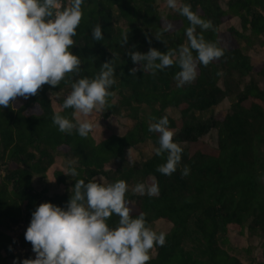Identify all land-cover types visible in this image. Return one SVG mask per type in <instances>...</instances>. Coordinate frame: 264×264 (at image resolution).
<instances>
[{
	"label": "trees",
	"instance_id": "trees-1",
	"mask_svg": "<svg viewBox=\"0 0 264 264\" xmlns=\"http://www.w3.org/2000/svg\"><path fill=\"white\" fill-rule=\"evenodd\" d=\"M185 2L212 21L215 31H204V38L225 48L219 60L198 66L191 84L176 87L175 66L155 76L138 70L131 77L133 62L126 54L129 48L163 52L186 43V18L170 9L161 12L157 0H87L71 47L81 60L79 77H94L109 59L116 66L112 96L97 117L101 130L82 138L75 132H59L53 125L52 116L65 97L62 93L78 78L72 74L67 82L45 84L35 96L0 109V264L34 258L24 231L39 203L63 207L76 179L101 182L97 176L107 183L123 179L127 184L152 176L158 183L156 197L126 193L132 214L145 213L150 227L157 219L170 223L165 245L154 248L148 264H244L233 252L231 232L246 235L247 245L240 254L249 261L254 259L252 240L258 238L264 246V60L253 64L247 53L255 44L264 49V0ZM162 16L175 25L173 32L161 37L167 45L153 36ZM233 18L238 26H223ZM96 24L101 25L102 41L92 40ZM224 99L229 106L217 116L214 109ZM169 107L178 112L176 117L167 112ZM70 113L66 109L62 115L71 118ZM120 114L133 120L121 135L101 122ZM161 116L168 117L173 140L183 148L180 166L171 175L157 171L166 153H152L132 166L123 156L126 149L145 141L158 146V134L149 132L148 124ZM211 130L216 132L215 144L202 139ZM59 155L74 158L76 177L61 173L65 165L57 160ZM112 160L119 165L113 166ZM184 165L189 168L186 176L181 175ZM34 176L54 179L50 182L59 190L47 194L35 189ZM117 219L112 216L108 223L114 225ZM15 226L19 231L13 236L9 232Z\"/></svg>",
	"mask_w": 264,
	"mask_h": 264
},
{
	"label": "clouds",
	"instance_id": "clouds-1",
	"mask_svg": "<svg viewBox=\"0 0 264 264\" xmlns=\"http://www.w3.org/2000/svg\"><path fill=\"white\" fill-rule=\"evenodd\" d=\"M87 0H0V109L13 107L17 98L35 96L43 85L57 86L69 74L78 78L71 82V91L63 98L52 116V123L59 132H75L87 138L96 129L101 130L99 118L106 110L110 91L115 83L116 66L106 60L92 78L79 77L81 60L71 51L73 39L84 15ZM164 6L187 19L184 30L186 43L176 48L159 51L149 47L146 52L129 48L133 67L131 77L142 71L155 76L158 71L175 66L174 80L180 88L191 84L197 77L198 66H207L219 60L225 52L216 41L206 40L203 32L215 31L210 19L192 9L185 0H163ZM160 30L153 36L175 30V25L161 17ZM199 29V31L197 30ZM93 41L104 39L100 24L91 30ZM125 35L121 46L126 43ZM14 109V108H13ZM71 109L70 116L62 115ZM95 114V116L93 115ZM99 117V118H97ZM148 131L157 133L156 156L167 154L165 162L157 167L163 175H171L180 166L183 148L173 140L175 132L169 128L167 116L148 124ZM129 166L134 164L128 160ZM75 161H66L61 173L69 177L78 175ZM189 172L187 165L181 175ZM54 180V179H53ZM48 180V181H53ZM156 197L159 186L155 178L130 186L125 180L98 182L76 179L71 195L61 207L44 201L31 212L24 231L30 242L34 258L21 259L19 264H148L152 250L166 242L165 231L150 227L145 213L133 215L126 193ZM112 216L118 219L108 223ZM13 264H17L13 259Z\"/></svg>",
	"mask_w": 264,
	"mask_h": 264
},
{
	"label": "rangeland",
	"instance_id": "rangeland-1",
	"mask_svg": "<svg viewBox=\"0 0 264 264\" xmlns=\"http://www.w3.org/2000/svg\"><path fill=\"white\" fill-rule=\"evenodd\" d=\"M157 5H158V9L163 13L169 10L168 8L164 6L163 0H157ZM229 24L238 26V21L236 18H233L229 20L228 22L224 23L223 26H226ZM247 53L251 57L253 64L260 63L262 60H264V49L259 44H255L252 48L248 49ZM70 91L71 89H68V91L62 94L66 96ZM17 99H23V98H17ZM228 106H229L228 100L224 99L221 103H219V105L215 107L214 109L215 115L217 116L223 115L226 112ZM167 112L174 117L178 115V112L174 108H171V107L167 108ZM101 122L104 125L111 127L114 133L121 135L132 125L133 120L129 118L128 116H125V114H120V115H110L109 117L105 119H101ZM202 139L211 144H215L216 143L215 130H211L210 133L204 135ZM153 148L154 146L152 145L150 141H145L143 143L138 144L135 147L126 149L125 154L123 156H125L127 161L129 159H132L134 161V164H139L142 160H145L146 158L152 155ZM57 160L61 164L65 165L66 161L74 160V158L59 155L57 156ZM110 163L113 166L119 165V162L116 160H112L110 161ZM96 178L100 180L101 182H105V179L102 176H97ZM149 178H153V177L147 176L142 182L148 181ZM135 184L136 183H129L128 185L131 188V186H134ZM32 185L37 190H40V189L46 190L48 192L47 194H52V193H55L57 190H59L57 185L54 182H50L48 180L38 178L37 176L33 177ZM169 227H170L169 222L163 219H157L154 222L153 229L157 231H167ZM18 231H19V228L15 226L13 227V231H10L9 234L15 236ZM228 238H229L231 245H233V247L235 248L233 252L239 256V258L242 260L244 264H264V258L262 256L264 246L258 238H254L252 240L254 244V249H253L254 259L252 261H249L247 258L244 257V255L240 254L241 248L247 245L246 235L241 236L235 232H231ZM154 252L155 251L153 249L151 254H154Z\"/></svg>",
	"mask_w": 264,
	"mask_h": 264
}]
</instances>
